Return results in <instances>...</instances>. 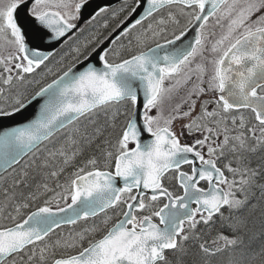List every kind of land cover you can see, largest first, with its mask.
Returning a JSON list of instances; mask_svg holds the SVG:
<instances>
[{
	"label": "snow or ice",
	"instance_id": "obj_1",
	"mask_svg": "<svg viewBox=\"0 0 264 264\" xmlns=\"http://www.w3.org/2000/svg\"><path fill=\"white\" fill-rule=\"evenodd\" d=\"M24 3L7 0L0 6V42L14 49L0 55V82L7 86H12L14 80L25 81V74L45 65L53 53L42 50L32 40L57 41L65 37L76 27L72 21L78 18L86 0H33L30 12L38 26L32 35L19 22L17 10ZM173 6H177L176 12L171 11ZM138 8L139 17L111 42V55L105 50L99 56L101 69L88 66L75 72L69 66L35 92L33 99L44 98L39 117L24 128L0 136V169L7 171L75 122L87 119L95 123L93 117L99 111L110 118L115 134L114 143L108 137L103 141L111 146L102 150L103 169L98 159L91 157L66 183H57L56 188L48 183L36 185L37 191L27 199L49 192L52 196L22 221L0 226V264H180L179 260H169L166 251L183 254L185 242L200 239L197 226L203 223L212 228L217 216L221 227L232 234L218 231L211 246L205 240L199 249L205 257L227 252L231 257L228 264H248L242 259L249 246L246 237L254 239V234L249 235L245 213L258 207L250 203L256 189L264 216V158L261 164L252 166L248 155L264 149V0H133L131 4L125 0L119 12L130 9L131 15ZM106 11L102 8L96 15ZM118 14L114 12L113 18ZM178 17L184 18L183 24ZM210 19L226 28L215 41H210L206 31ZM169 25L173 26L171 32ZM107 26L105 22L103 27ZM133 29L137 31L124 43L121 37L128 38ZM193 29V38L184 43L182 38ZM149 41L155 46L149 47ZM88 43L91 41L83 47L87 48ZM206 51L215 54L207 81L206 65L195 63L193 67L197 57L207 59ZM74 53L75 59L84 54L81 47ZM193 75L195 81L186 97L166 113L165 105L171 101L173 90L187 85ZM3 92L0 88V96ZM207 93L219 95L201 101L197 113V100ZM213 103L215 107L210 110L209 104ZM23 107L24 103L16 98L11 110L0 108V116H10ZM240 109L250 110L255 123L234 114ZM178 119L187 121L183 129L194 137L190 144L181 143L183 131L178 134L173 129ZM145 134L151 139L142 141ZM101 135L100 127L89 131L87 125L76 124L60 146L40 161L39 168L50 169L44 173L46 177H59L64 167ZM184 165L190 170L182 171ZM169 173V179L175 181L171 187L164 183ZM28 177L29 172L23 171L20 179L13 181V188L27 186ZM118 179L122 186H117ZM201 181L207 183V188L200 186ZM60 200L65 207L59 206ZM53 202L56 210L50 206ZM28 206L23 201L17 204L16 215ZM108 209H118L122 219L98 239L94 237L99 231L97 225L72 229L54 242L46 239L56 229L77 225ZM11 218L16 220V216ZM109 219L105 217L103 223ZM58 249L79 250L57 256ZM258 255L260 264H264V247Z\"/></svg>",
	"mask_w": 264,
	"mask_h": 264
},
{
	"label": "rangeland",
	"instance_id": "obj_2",
	"mask_svg": "<svg viewBox=\"0 0 264 264\" xmlns=\"http://www.w3.org/2000/svg\"><path fill=\"white\" fill-rule=\"evenodd\" d=\"M7 3V0H0V6L3 4ZM131 4V2H127ZM122 7H125V4L121 5L118 7L116 10H113L110 12L108 15H104L100 17L98 20H96L94 23H91L86 29L82 31V37L78 39H74L71 41L67 46L64 47V49L61 51L60 54L55 56L53 58V62L49 65H47L42 71H40L38 74L35 76L31 77L29 80L26 79L25 81L22 82H17L16 80L13 81L12 86H7L3 85L2 82H0V88L4 89L2 98L0 100V108L6 109V110H11L15 103V99L19 98L22 102H25L28 97L31 95L35 94V92L43 86H46L48 83L53 81L56 77L61 75L64 71L67 70V68L74 63L78 62L81 60L86 54H89L94 50V48L99 45L102 42V39L105 35V32L111 30V26L113 24H116L119 20V18L122 15H125L130 11L125 12H119V9ZM178 9L177 8H172L171 11L176 12ZM60 11H64L63 9H60ZM168 10H165L167 12ZM118 12L119 14L113 18V13ZM259 15V14H258ZM181 20V23H184V18L183 17H178ZM76 20V19H75ZM73 20L72 22H74ZM107 22V27H103L104 23ZM142 27V26H141ZM115 30V29H114ZM173 30V26L169 25V31L171 32ZM113 31V30H112ZM135 30L131 35L128 36V38H125L122 40L124 43H127L128 39H131L133 37V34L136 32ZM207 33L210 36V41H215L219 39L222 35L225 34L226 28L223 27L222 25H217L215 23L214 19H211L209 21V24L206 29ZM111 34V33H110ZM108 34V36L110 35ZM88 41H91V43H88L87 48H84V44ZM160 42H163L161 40ZM120 43V42H119ZM155 45L154 42L149 41L148 46H153ZM210 46V45H209ZM77 47H81L82 51L84 54L80 55L78 59H75V53L74 49ZM14 51L10 46L4 45L2 42H0V55H8L10 52ZM111 55V52H110ZM213 53L206 51L204 53V56L207 57V59H203L201 57H197L196 61L193 64V67L195 66V63H203L207 67V74L205 75V81L211 76L213 72V65L211 64V59L214 58ZM2 71V69H0ZM7 75V73H5ZM13 76L16 75L15 71L12 73ZM26 78V77H25ZM195 81V75H193V80L189 81L187 85L183 86H177L173 92H172V99L170 102H168L165 105V112L167 113L175 104L180 103L182 99H184L188 93V90L192 86V82ZM166 84H171L172 81H166ZM206 87V84L204 85ZM214 95L215 93H207L204 96L207 95ZM203 97V96H202ZM201 98V97H200ZM199 100H197L198 103ZM186 108L187 105H184ZM215 107V104L213 105ZM155 111V110H153ZM235 115H244L245 118L251 122L255 123V119L253 115L247 111L244 112H239V113H234ZM95 123L89 122L87 119L82 120L81 122L77 123L81 126L87 125L89 131H91L95 127H100L103 129V135H101L99 138L102 139L105 137H108L110 140L115 141V134L113 129L111 128V121L110 118L105 116L103 111L97 112L95 117H93ZM180 120V119H178ZM176 120V121H178ZM122 118L118 119L117 123H121ZM108 125V126H107ZM76 125L72 126L75 127ZM71 127V128H72ZM67 129L64 131L62 134L58 135L54 139H52L50 142H48L46 145H44L42 148H40L37 152H35L31 157H29L24 163H22L20 166L6 174L3 178L0 179V226H13L15 222H20L23 219H25L31 212L37 210L39 207L45 206L44 202L46 199H50L52 196V193H43L42 195H39L36 199H27L29 195L33 192L37 191L36 185L38 184H43V183H48L50 188H56V184H64L66 183L72 176V174L79 168L83 167L86 163V160L84 159V154L78 156L76 160H74L71 164L67 165L64 167V171L59 175V177H51V176H45V172H49L50 169H40L39 164L40 161H42L44 158H46L47 153L51 150H54L55 148L60 146V143L62 142L63 138L66 136V134L69 133L70 129ZM108 128H111L108 132ZM109 133H113L112 136H109ZM259 134V133H257ZM98 138V139H99ZM97 139V140H98ZM96 140V141H97ZM95 141V142H96ZM94 142V143H95ZM103 146L105 148H110L111 146L108 144L103 143ZM104 148V149H105ZM88 149V148H87ZM90 149V147H89ZM102 155V154H101ZM98 156V161H99V167L103 169L104 167V158L103 156ZM249 158L251 160V164L253 166L255 161L259 159V162L262 160L264 157V149H259L256 153H250L248 154ZM60 158H58L59 161ZM84 159V160H83ZM35 161V163H33ZM31 165V166H30ZM56 167H59L60 164L57 163L55 165ZM23 171H28L29 172V177H28V184L25 186L24 184H19L16 188H13V181L14 180H19L21 173ZM230 176V174H228ZM5 190L8 192V197L5 196ZM41 192H43V189H40ZM56 191H60V189H56ZM15 192L16 195L12 196V193ZM21 193L23 195H21ZM257 194V193H256ZM11 197V198H9ZM254 198V197H253ZM252 198V199H253ZM26 202L28 203L27 208H22L20 214L17 216L15 213V206L19 204L20 202ZM65 203L63 200L59 201V205H62ZM261 199H260V193H259V205H261ZM52 208L56 207L57 204L56 202H53L50 205ZM11 214V215H9ZM227 214V213H226ZM121 213L118 211V209L113 210L95 220L92 221H85L82 222L74 227L71 228H65L62 229L53 235L51 237L47 238L49 242H54L57 239L62 238L66 233L71 231L72 229L76 230H81L85 226H91V225H97L99 228V231L94 233L95 238H100L120 217ZM247 221H248V228L250 232L252 233L253 230H259V234L257 235L260 237V234L264 233V216L261 215V208H256L254 211H252L250 214L245 213ZM12 216H16V220L13 221L11 218ZM105 217H110L108 220L107 224L103 223V220ZM218 228L221 229H216L215 233L211 234V238L209 242L211 243L212 239L216 236L218 231L223 232L225 235L232 234L228 228L226 227H221L219 226ZM223 228V229H222ZM208 232H211L208 230ZM249 232V235L251 234ZM208 235L209 233H205ZM256 236V235H254ZM255 238V237H254ZM247 239V237H246ZM264 243V241H263ZM87 242H85L86 246ZM79 249H66V250H61L58 249L56 252L57 256L61 255H72L76 254ZM239 256L240 254L237 253ZM176 256V255H175ZM254 255H246L244 254L242 259L248 261V264H259L260 263V258L259 255L255 256L256 259L253 260L252 257ZM230 254L224 256L223 253H219L215 256H212L208 259V262L211 264H228L230 260ZM193 259H198L197 257H192L190 260L186 263H182L180 261V264H192ZM171 261H177L173 259H169ZM187 261V260H186ZM201 262L199 261V264Z\"/></svg>",
	"mask_w": 264,
	"mask_h": 264
},
{
	"label": "water",
	"instance_id": "obj_3",
	"mask_svg": "<svg viewBox=\"0 0 264 264\" xmlns=\"http://www.w3.org/2000/svg\"><path fill=\"white\" fill-rule=\"evenodd\" d=\"M123 2H125V0H86V3L82 7V9L78 15L77 22L75 23L76 27L73 28L71 31H69L65 37H63L57 41H53L51 39H45L43 41H37V40L33 39L32 43L33 44L38 43L42 50H44L46 52H51L54 55L84 25H86L91 20H93V16H95V18H96L98 16V15H96V13L100 12V9H102V8L107 9V10L113 9L116 6L122 4ZM32 4H33V0H25V3L22 4L20 6V8L17 10V13L19 16V22L22 25H24L26 28L29 29V35H32L33 30L38 26L36 24V22L34 21V18L31 16V13H30V8H31ZM143 6L144 5L142 2L141 8ZM140 14H141V9L138 8L136 13H132L131 15H129L127 17V19L91 55H89L81 63L74 66L73 71L81 72V71L86 70V68L88 66H94L97 69H101L103 67V62L99 59V56L103 54V51H105V50L110 51L112 49L113 44L111 42L113 41V39L117 35H119V33L124 28H127L128 26H130L139 17ZM194 31L195 30L193 29V30H190L187 32L186 36L182 38L184 43H187L188 41H190L193 38ZM177 43L179 44L181 42L178 41ZM42 66L43 65H41V67ZM30 101H31L30 103H29V101L27 103H25L24 104L25 107H23L19 112H14L10 116H0V136H3L4 133L11 132L15 129L24 128V127L28 126L29 124L33 123L39 117L41 107L44 103V98H42V97H37L35 99L32 98ZM240 110H246V109H240ZM240 110H238V111H240ZM234 111H236V110H234ZM141 139H142V141H147V140L151 139V137H149L147 134H145L144 136L141 137ZM44 143H42L40 146H42ZM28 156L29 155L24 156L18 164L13 165V167L8 169L7 171L0 169V178L2 176H4L6 173H8L10 170H12L13 168H15L19 164H21V162L25 158H27ZM184 166H186V165H184ZM184 166H182V167H184ZM122 185H123V182L118 179L117 186H122ZM109 210H111V209H108L107 211H109ZM102 214L103 213H101L100 215H102ZM100 215H98V216H100ZM98 216H96V217H98ZM96 217H94V218H96ZM94 218H90V219H94ZM66 226H69V225H65L63 227H66ZM56 230H58V229H56ZM170 251H172V250H168V251H166V253L170 252Z\"/></svg>",
	"mask_w": 264,
	"mask_h": 264
},
{
	"label": "flooded vegetation",
	"instance_id": "obj_4",
	"mask_svg": "<svg viewBox=\"0 0 264 264\" xmlns=\"http://www.w3.org/2000/svg\"><path fill=\"white\" fill-rule=\"evenodd\" d=\"M81 37H82V35L80 34L78 37L72 38V40H73V39H78V38H81ZM63 49H64V47H63L61 50H63ZM39 71H40V70H39ZM205 99L212 100V98H210L209 96H203L201 101H203V100H205ZM214 99H215V98H214ZM214 99H213V100H214ZM201 101L197 103V106H196V112H197V113L200 111V103H201ZM213 105H214V103H213V104H209V109H210V110L213 108ZM186 122H187L186 120H178V121H174V123H173V129H174L178 134L181 133V131H183L184 134L181 136V143H188V144H190V143L193 141L194 137H193V136H189V135L187 134V130H186V129H183V124H185ZM196 135L199 136V133H197ZM218 166H220L219 163H218ZM181 170H182V171H189V170H190V166H186V167H184V168L181 169ZM228 174H229V173L226 172V175H228ZM171 175H172V173H169L168 176H166V177H165V180H164V183H165L166 185L170 186V187H171L173 184H175V181L169 179V177H171ZM200 186H201V187H205V188H207V183H206L205 181H201ZM177 187H178V185H177ZM180 194H182V191H181ZM147 199H148V198H147ZM147 199H145V200L147 201ZM193 207H195V206H193ZM143 214H144V213H137V215H143ZM121 217H122V216H121ZM120 219H121V218H120ZM197 219H199V216H197ZM214 220L216 221L215 226H217L218 224L221 223L219 217L215 218ZM155 222L158 223V219L155 220ZM187 228H188V226H187V224H186V225H185V229L187 230ZM209 229H210V228H209L207 225H204L203 223H200V224L197 226V229H196L195 231H196L197 236H198V237H201L202 235L204 236V235H205L204 233L207 232ZM219 229H221V228H219ZM222 229H223V228H222ZM209 231H210V230H209ZM197 240H198V239H190L189 241L185 242V250H186V251H185L183 254H178V255L176 256V260L182 261V263H184L186 260H188V259H190V258H192V257H197L198 259H200L201 257L199 256V252L202 253V251H201L200 249H199V251H197L195 254H192V253L187 252L188 248H190V247H194V249H195L194 243H195ZM209 246H211V244H209ZM218 254H219V253H218ZM216 255H217V254H216ZM259 264H260V263H259Z\"/></svg>",
	"mask_w": 264,
	"mask_h": 264
},
{
	"label": "bare ground",
	"instance_id": "obj_5",
	"mask_svg": "<svg viewBox=\"0 0 264 264\" xmlns=\"http://www.w3.org/2000/svg\"><path fill=\"white\" fill-rule=\"evenodd\" d=\"M264 158V157H263ZM256 163H254L253 164V166H258L259 164H261L262 163V160L259 162V159H257L256 161H255ZM255 193H257V194H255V196H254V198L253 199H251V201H250V203H252V204H257L258 205V207L257 208H259V190L258 189H256L255 190ZM263 228H264V225H263ZM215 231L216 230H211V232H205V233H209L208 235H206L205 233V235L203 236H201L200 237V239H198L195 243H194V246H195V249H194V247H190V248H188V250H187V252H189V253H192V254H195L197 251H199V244L201 243V242H203V241H207L208 242V244H211L210 242H209V240H210V238H211V234L212 233H215ZM251 233V232H250ZM257 233L259 234V230H253V232L250 234V235H252V234H254V235H256V236H254L255 238L254 239H246V243L249 245L248 246V248L245 250V253L244 254H246L247 256L248 255H254V256H258V254L260 253V251H261V248L262 247H264V243H263V241H264V233H262V234H260V237L257 235ZM228 235H231V234H228ZM223 255L224 256H226V255H228V253L227 252H223ZM199 256L201 257L200 259H193V261L194 262H192V264H199V261L201 262L200 264H205V261L207 260L208 261V259H209V257H205V255L203 254V253H201V252H199ZM208 264H211L210 262H208Z\"/></svg>",
	"mask_w": 264,
	"mask_h": 264
},
{
	"label": "trees",
	"instance_id": "obj_6",
	"mask_svg": "<svg viewBox=\"0 0 264 264\" xmlns=\"http://www.w3.org/2000/svg\"><path fill=\"white\" fill-rule=\"evenodd\" d=\"M132 3V2H131ZM129 14L128 13H126L125 15H122L120 18H119V20H118V22L116 23V24H113L112 26H111V30H109V31H107V32H105V35H104V37H103V39H102V42L108 37V34H110L111 33V31L112 30H114L121 22H123L124 20H125V18L128 16ZM132 33H130L129 35H131ZM124 40V39H123ZM101 42V43H102ZM121 42V41H120ZM100 43V44H101ZM99 44V45H100ZM98 46V45H97ZM96 46V47H97ZM154 46V45H153ZM95 47V48H96ZM150 47H152V46H150ZM94 48V49H95ZM91 53V52H90ZM89 53V54H90ZM89 54H86L81 60H83V59H85ZM80 60V61H81ZM80 61H78V62H80ZM78 62H76V63H74L73 65H71V67H73L75 64H77ZM25 80L26 79H30L31 77H27L26 75H25ZM32 96H34V94L33 95H31L30 97H28L27 99H29V98H31ZM108 126V125H107ZM112 128V127H111ZM111 128H108V132L110 131V130H112ZM112 131H114V130H112ZM104 136V135H103ZM104 139L105 138H103V141H104ZM103 141H102V139H98L91 147H90V149L88 148L86 151H85V154H84V159L87 161L89 158H91V157H96L97 159H98V156H100L101 154H102V150L105 148V146H103ZM101 156H103V155H101ZM83 159V160H84ZM260 258V257H259ZM190 259H188L187 261H185L186 263L189 261ZM192 262H194L193 260H192Z\"/></svg>",
	"mask_w": 264,
	"mask_h": 264
}]
</instances>
